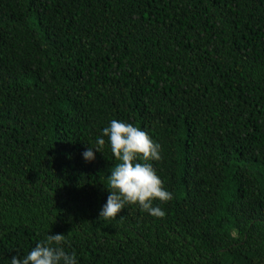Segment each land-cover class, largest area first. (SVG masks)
I'll return each instance as SVG.
<instances>
[{"label": "trees", "instance_id": "1", "mask_svg": "<svg viewBox=\"0 0 264 264\" xmlns=\"http://www.w3.org/2000/svg\"><path fill=\"white\" fill-rule=\"evenodd\" d=\"M117 119L167 201L98 219ZM142 162V161H141ZM264 264V0H0V264Z\"/></svg>", "mask_w": 264, "mask_h": 264}, {"label": "clouds", "instance_id": "2", "mask_svg": "<svg viewBox=\"0 0 264 264\" xmlns=\"http://www.w3.org/2000/svg\"><path fill=\"white\" fill-rule=\"evenodd\" d=\"M104 137L116 163L107 176L105 186L108 195L97 218H116L127 204H135L151 216L163 217L164 211L153 206V201H167L171 193L163 187L151 163L161 159V145L133 124L111 119L101 129L96 147H87L82 152L86 162L95 159L94 150L101 152V147L105 145ZM62 243V234H49L31 247L27 254L12 256L10 264H77L75 254L66 252Z\"/></svg>", "mask_w": 264, "mask_h": 264}]
</instances>
